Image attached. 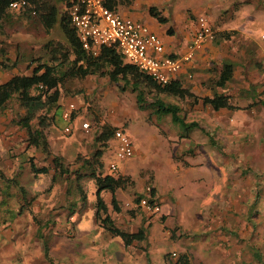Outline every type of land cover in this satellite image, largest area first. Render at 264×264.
<instances>
[{
	"label": "crops",
	"instance_id": "0c3cea01",
	"mask_svg": "<svg viewBox=\"0 0 264 264\" xmlns=\"http://www.w3.org/2000/svg\"><path fill=\"white\" fill-rule=\"evenodd\" d=\"M232 2V0H199V2L195 1L196 4H192L190 0L179 2L176 0H129L128 2L117 1L111 5V8L122 16L147 25L160 38L164 53L180 56L187 50L196 28V14H206L209 21L214 23L216 34L218 31H231L234 28L231 23H226V17L221 15L229 7L235 12L240 9L236 5L237 2L231 5ZM149 7H154L165 20L158 21L149 13ZM221 39L228 41V38ZM220 43L217 41L215 44L212 39L202 43L173 79L198 96L211 95L212 92L226 94L225 86L221 88L214 85L220 70L217 67L219 62L215 61L220 54ZM213 63H215L214 66H212ZM4 69L0 71V82L13 73H17L12 71L9 75L2 77ZM233 73L232 70L231 78ZM16 108L20 112L23 111L18 102ZM219 109L226 110L224 107L217 110ZM227 110L226 115L233 111ZM13 117L14 110L6 102L0 109V125L1 122H6V128L0 129V180L5 186L10 183L16 185L14 178L20 175L19 164H26V159L32 154L30 153L32 145H27L25 141L24 128L14 123ZM15 133L18 134L17 138ZM111 135L105 141H113ZM106 144V146L109 145V143ZM132 144L135 152L139 145ZM172 144L174 143H169V147L177 150L170 155L172 161L167 162L166 170L161 166L157 169L139 168L136 176L127 172H117L128 175L133 180L130 186L115 189L114 196L119 208L117 211L110 205V192L107 190L100 192L106 205V212L113 223L127 232H134L141 226L144 234L142 239L124 244L119 236L110 235L99 222L93 219V204L91 217L85 219L84 215L80 216L78 200L71 203L70 184L73 183V186L76 184L77 187L76 179L72 178V175L69 176V173L59 174L53 170L52 190L43 200L36 194L34 182L29 184L28 190L31 195L30 200L25 201L26 205L23 203L25 194L21 185L17 186L21 190L22 202L19 204H17L16 196H10L5 188L0 190V264H14V256L17 257L19 253L25 255L28 264H168L166 253L169 251L177 252V255L184 253L189 264H192V261L194 264H264V219L254 220V216L248 212L256 191L257 182L254 176L240 175V171H234L236 168L233 166L228 168L231 160L227 162L225 159L217 158L221 164L215 161L210 162L206 158L191 161L190 153H184L190 143H176L175 146ZM106 146L102 145L99 158ZM62 162L65 161L62 160ZM208 164L219 166V169L212 168ZM102 165L100 161V166ZM195 167L197 173L190 174ZM169 173H171L170 178ZM29 174L35 178L32 172ZM57 174L63 176L58 177L62 183L56 199L59 200L62 196V200L67 202L61 208H56L53 206L54 203L50 202L51 196L59 187L58 182H54ZM27 178L30 179L28 176ZM178 178H182L181 181L189 185L191 181L193 183L191 189L190 186L187 187L183 196L169 195L170 183ZM77 180L79 181L80 178ZM198 183H202L201 188L204 189L199 188ZM146 184L154 189L153 198L160 207V222L162 223L167 216H172L171 226L162 225V230L165 231L164 236H167L173 245L163 253L159 262L152 260V255L158 251L152 248L151 239L148 236L151 216H148V213L137 204L134 197L145 194ZM92 187L94 188L93 179ZM9 197L11 198L7 200ZM143 214L148 218L141 219ZM74 215L76 217L73 221ZM7 223H9L8 226H6ZM67 225L70 228L65 229ZM6 227L13 229L10 237L6 236ZM87 233L95 239L98 234L102 235V248L101 245L93 247L94 245L80 241V237ZM64 235L76 236L79 242L75 244L66 242ZM114 236L119 237V241L113 238ZM110 244L114 248L107 250ZM157 248L164 250V248ZM100 249L101 253H99Z\"/></svg>",
	"mask_w": 264,
	"mask_h": 264
},
{
	"label": "rangeland",
	"instance_id": "374dc122",
	"mask_svg": "<svg viewBox=\"0 0 264 264\" xmlns=\"http://www.w3.org/2000/svg\"><path fill=\"white\" fill-rule=\"evenodd\" d=\"M179 1L181 0H176V2ZM195 1L199 2V0ZM195 1L190 0L192 4H196ZM232 1L231 5L237 2L236 5L240 9L235 12L234 9L229 7L221 15L226 17V23L232 24V27H234L232 28L233 32L227 39L228 41L222 40V37L219 38L215 34L212 42L215 44L217 41L221 42L219 46L220 54L215 61L219 63L223 61L231 62V69L234 73L232 78L226 82L224 91L230 97V101L237 104L239 108L231 109L233 111L226 115L228 108L226 110H213L200 101L191 102L186 98L165 93L153 94L146 89L143 90L144 101L138 103L135 99L134 91L127 86L121 87L120 81H110L107 76L89 74L83 78L67 79L59 88V97L56 101L55 109L53 108V121L43 129L44 137L48 143L49 154L43 153L40 148L31 146L30 153L32 154L28 156L35 165H46L48 171L46 173H38V175H34L35 178H32L29 174L31 171L28 166V159H26V164H19L20 175L18 178H14L16 185L8 183L9 185L5 186L0 180V190L5 188L10 196H16L17 204H19L22 202L20 199L21 190L17 186L21 185L25 194L23 198V203H25V201L30 200L29 184L34 182V189L37 191L36 194L41 197V200L49 196L53 183V180H51L53 167L50 161L52 155L59 156L66 173H69V176L72 175L73 178V170L81 167L79 163L83 157L90 155L96 147L102 148V145L105 144L106 146V143H109L108 146L104 147L103 154L99 158V162L102 161L103 165L102 167L96 165V172L98 167H101L99 169L101 172H108L107 164L113 160L117 165L116 172H127L136 176V171L139 168L157 169L158 166H161L166 170L167 162L171 163L172 161L170 155H172L174 150H177L170 148L169 143H174L172 144L173 146L176 143H190L184 153H190L191 161L203 158L216 163H219L217 158L225 159L227 162L231 160L228 168L233 166L236 168L234 171H240V175L251 174L254 176L257 182L255 185L256 191L253 195V204L252 202L250 203L248 212L254 216V220H263L264 40L260 37V34L264 33V0ZM56 4L60 7L59 2H56ZM212 23V28L215 30V25ZM47 41H51V44H66L57 20L47 28L31 8L28 9L26 7L22 11L8 9L0 28V49L3 51V53H0V60L4 57H7L9 62L16 59V64L14 67L5 68L2 77L9 75L12 71L28 73L30 67L38 61H49L47 48L44 45ZM219 63L217 67L220 68ZM214 65L215 63L212 64V66ZM1 70L3 68H0ZM154 98L160 99L164 103L176 105L178 108L177 114L184 117V122L194 120L198 126L188 128L185 124L172 120L170 113L154 112L151 105ZM68 101H74L77 108L72 112V119L65 121L61 117V111ZM16 103L17 100L15 98H11L7 102L8 106L13 108L14 115H19L21 112L16 108ZM82 120L89 122L87 129L81 127L80 122ZM30 124L34 127L36 120L32 119ZM65 124L70 125V133L62 131ZM102 125L123 128L129 134L132 143H137L139 147L130 157L117 158L113 141L110 142L108 140L102 144L94 140V136L99 132ZM5 128L6 122H1L0 129L3 130ZM15 134L17 138L18 134ZM22 139L23 136H21V141H23ZM62 160L65 162H62ZM208 166L219 169V166H212L211 164H208ZM81 172H83V169H79V173ZM196 173L197 168L195 167L190 174ZM177 174L179 175L180 173ZM62 176L56 175V181L54 182H58L59 187L56 189L55 194L51 196L52 200H50L56 208H61L64 203H67L62 200V196L59 200L56 199L62 183L58 177L62 178ZM79 177L80 180H76L78 183L77 187L75 183L74 186L73 183L70 184L71 203L78 200L79 209H81L79 215H84L86 219L91 217L92 204L94 205V188L90 177L85 175ZM170 177L171 173H169ZM181 180L182 178L172 180L169 186V195L183 196L187 187L190 186L191 189L193 185L191 181L189 185V183ZM202 186V183H198L199 188ZM79 193L85 195L84 204L80 202ZM42 202L44 203L45 201ZM170 205L173 206L172 204ZM159 212L160 210L147 214L152 219L148 229V236H150L152 248L158 251L152 255L153 262L161 261L163 253L173 245L172 241L167 236H164L165 231L162 230V225L171 226L172 216H167L161 223ZM148 216L143 214L141 219H147ZM75 217L74 215L73 221ZM39 219L41 220L42 218L40 217ZM8 225L9 223L6 226ZM67 228L70 227L67 225L65 229ZM6 230V236L10 237L13 229L6 227ZM14 230L16 229L14 228ZM63 238L66 242H72L73 244L79 242L76 236L64 235ZM102 238V235L98 234L95 239L91 234L87 233L80 237V241L94 245L93 247L101 245L102 248ZM113 238L119 241V237L114 236ZM3 243H5L4 240ZM47 245L49 248L50 243ZM157 247L164 248V250L162 251ZM111 248H114V246L110 244L107 250ZM107 250L104 249V252L107 253ZM101 251L100 249L99 253ZM169 253H166V259L168 264H172L171 262L175 260L177 252H175V255ZM24 256L23 253L17 254V257L14 256V264H28ZM192 264H194L193 261Z\"/></svg>",
	"mask_w": 264,
	"mask_h": 264
},
{
	"label": "trees",
	"instance_id": "16d2710c",
	"mask_svg": "<svg viewBox=\"0 0 264 264\" xmlns=\"http://www.w3.org/2000/svg\"><path fill=\"white\" fill-rule=\"evenodd\" d=\"M10 0H0V28L2 20L7 14V4ZM128 2L129 0H107L106 4L111 7L116 2ZM29 6L36 13L45 27L49 28L56 20L66 40L65 45L47 41L44 45L47 48L49 61H38L30 67L28 73H13L6 80L0 82V109L11 98H15L23 111L19 115H14L13 122L24 128L25 141L27 145L40 148L43 153L49 154L48 143L44 137L43 129L47 124L53 121L56 101L59 97V88L63 82L70 78H83L89 74L107 76L110 81H120L121 87H128L135 92V99L138 103L144 101L143 90L146 89L153 94L165 93L180 98H186L191 102L200 101L208 105L211 109L217 110L220 107L236 109L239 106L230 101L227 94L212 92L211 95L198 96L187 87L182 86L175 79H171L165 84L155 82L149 75L140 71L135 65L127 62L122 54L113 46H100L96 53L84 49L78 42L74 27L69 21L66 12L65 0H28ZM56 2H59L57 6ZM149 13L158 21H164L165 18L159 14L154 7H149ZM216 31L214 30L213 37ZM231 31H219L218 35L222 38H229ZM0 53L3 51L0 49ZM16 59L8 61L7 57L0 60V68L14 67ZM231 62L223 61L220 63V70L214 80V85L224 87L231 78ZM154 112L170 113L172 120L185 124L186 127H196L194 120L184 122V117L178 116L177 106L171 103H164L160 99L154 98L151 103ZM54 108V109H53ZM53 109L51 113H49ZM36 120L34 127L30 121ZM115 127L111 125H102L99 132L94 136L96 142L104 143L112 134ZM102 153L101 147H96L90 155L83 157L79 163V168L73 170L74 178L85 175L93 179L94 183V209L93 219L104 228L110 235L119 236L124 244L132 240H140L144 237L143 228L140 226L134 232L123 231L118 228L106 212V205L102 200L100 192L107 190L110 192V205L117 211L114 191L117 188L130 186L133 180L124 174L117 172H101L96 165H100L99 156ZM54 171L59 174L65 173L66 169L61 164L58 155L50 157ZM28 166L30 171L36 175L46 173V165H35L32 159L28 157ZM79 169L83 172L79 173ZM52 180V177H51ZM79 191V189H78ZM154 189L149 186L148 200L153 201ZM141 194L135 196V201L141 197ZM24 197V196H22ZM80 202L85 203V195L79 193ZM46 250L44 249V252ZM170 254V253H169ZM173 264H189L188 258L184 253L176 256Z\"/></svg>",
	"mask_w": 264,
	"mask_h": 264
},
{
	"label": "built area",
	"instance_id": "2783aa9c",
	"mask_svg": "<svg viewBox=\"0 0 264 264\" xmlns=\"http://www.w3.org/2000/svg\"><path fill=\"white\" fill-rule=\"evenodd\" d=\"M107 0H65L66 12L74 27L78 42L84 49L96 53L100 46H113L123 58L135 65L140 71L149 75L155 82L165 84L183 67L186 61L193 57L202 43L213 38L214 30L206 14H196V28L190 38L187 50L180 56H172L163 52L160 38L144 23L120 15L108 7ZM29 6L28 0H10L8 9L22 11ZM264 40V33L260 34ZM74 101L65 103L61 117L70 121L72 112L76 109ZM80 125L87 129L89 122L82 120ZM65 133L71 132L69 124L62 128ZM111 137L114 142L115 156L119 159L130 157L134 153L129 134L120 127H115ZM117 165L111 160L107 164L108 172H116ZM150 185L144 186L145 194L137 204L147 213L160 210L156 200H148ZM175 255L174 251L170 252Z\"/></svg>",
	"mask_w": 264,
	"mask_h": 264
}]
</instances>
